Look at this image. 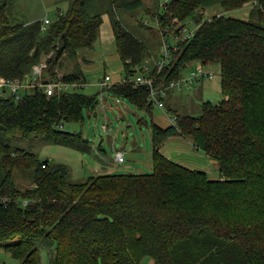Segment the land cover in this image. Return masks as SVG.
Instances as JSON below:
<instances>
[{"label": "trees", "instance_id": "obj_1", "mask_svg": "<svg viewBox=\"0 0 264 264\" xmlns=\"http://www.w3.org/2000/svg\"><path fill=\"white\" fill-rule=\"evenodd\" d=\"M89 3L75 0L45 26L44 19L12 20L11 1L0 0V77L24 81L45 61V81L85 82L79 51L93 48L103 24ZM249 3L248 20L224 14L205 19L206 8L233 11ZM159 9L153 14L159 27L139 24L170 48L177 46L160 72L155 64L144 71L148 46L117 16L111 18L123 78L150 77L159 89L188 68L220 65L225 99L205 102L199 116H190L169 107L168 95L164 104L175 124L152 123V173L70 183L64 165L42 162L11 141L17 134L35 135L91 152L90 140L65 126L84 125L98 95L67 90L48 96L36 87L20 91L17 99L0 90V248L20 264H264V0H168ZM190 21L198 29L179 42ZM65 56L76 62L71 73L62 72ZM106 94L149 115L156 106L144 85L119 82ZM172 137L189 138L195 151L218 164L220 178L164 156L161 148ZM16 170L33 171L32 187L18 186Z\"/></svg>", "mask_w": 264, "mask_h": 264}, {"label": "rangeland", "instance_id": "obj_2", "mask_svg": "<svg viewBox=\"0 0 264 264\" xmlns=\"http://www.w3.org/2000/svg\"><path fill=\"white\" fill-rule=\"evenodd\" d=\"M9 1H11V5L8 7L7 12L10 18L21 24H32L43 20L46 16L52 21L55 20L58 12L68 11L75 0ZM164 1L166 0H118L116 2L114 0H90L89 10L92 14L99 13L110 18L117 16L134 36L148 46L149 54L145 62L152 66L155 64L154 61L162 56L164 41L160 35L141 28L139 23L143 22L151 28H157L158 18L153 14L158 12L159 6ZM139 2H141V5L134 8L133 5ZM115 4L118 7L115 8ZM128 4H132V6H128ZM251 9L252 4L250 3L242 9L233 11H225L218 6H214L206 8L204 14L206 20L222 14L248 20ZM159 10L161 12V9ZM187 28L193 31L196 25L188 22ZM169 42L171 44L175 43L173 39H169ZM93 48L94 52L99 53H93L94 58L91 59L93 61L91 65L87 67L80 65L81 68L83 67L86 78V81H82V83H86V87L78 91L87 96L98 95L100 102L95 111L85 113L84 125L67 124L65 126L66 131L82 133L84 138L89 139L91 152L81 153L69 147L50 143L35 135H32L29 139H23L21 134H17L15 139L11 141V145L14 148L35 154L42 162L49 161L51 165H64L67 172L66 179L70 183L85 182L91 176L99 175L150 174L154 169L152 123L154 122L162 128H168L175 124L173 116L168 107L161 109L156 105L152 115H149L130 104L127 100L117 103L116 98H110L106 93L107 100L101 99L102 90L98 83L105 76V73H112L114 70L110 64H107V57L109 54L118 55V52L113 47L106 53L101 49L100 41H97ZM62 62L66 65V68L62 71L64 74L71 73L76 67L75 60L71 61L67 56L62 59ZM189 70L188 68L184 72V76L189 75ZM205 70L213 74L211 80L194 86L189 92L171 91L168 97V106L183 115L199 116L205 102L219 104L223 101L225 97L221 93L220 65H209L205 67ZM68 92H73V90L69 89ZM94 113L95 115H93ZM186 139L191 141L189 138ZM118 152L125 155L123 164L116 162ZM201 155L212 162L208 163L206 170L199 167L192 170L207 171L206 173L210 179L218 180L220 178L218 164L207 158L203 153ZM33 175V171L16 170L15 179L18 186L22 190L32 187ZM0 264H20V262L12 258L9 253L0 250ZM148 264H154V262L150 260Z\"/></svg>", "mask_w": 264, "mask_h": 264}, {"label": "built area", "instance_id": "obj_3", "mask_svg": "<svg viewBox=\"0 0 264 264\" xmlns=\"http://www.w3.org/2000/svg\"><path fill=\"white\" fill-rule=\"evenodd\" d=\"M168 0L164 1L162 5H164ZM51 19L46 16L44 18L45 26L50 24ZM191 24L196 25L195 30H184L181 36H178L177 39L179 42H186L190 40L193 35L195 34L196 30L198 29V25L195 24L193 21H190ZM157 27H159V23L157 21ZM176 45L173 48H170L166 43H164L162 49V56L161 60L155 62V66L158 68V71H162L168 62L170 53L172 50H176ZM46 68V63L43 62L42 64L35 66L32 71V75L27 77L24 81L21 80H6L0 77V90L4 93L10 92L14 95L17 99H21L20 91L27 90L29 91L32 88L40 87L44 89L48 96H52L55 93H61L66 90H79L84 89L86 87V83L82 82H75V83H63V82H50L48 80L45 81L44 79V69ZM145 72H150L151 67L149 65H145L144 67ZM31 77H33L31 79ZM213 78V74L203 67H197L196 69L190 71L188 76H183L181 79L177 81H173L169 84V86H161L159 89L153 88V79L143 76L136 77L135 80H127L122 79L119 82L126 83H134L135 85H148L151 88L150 99L152 103L157 105L159 108L164 109V99L168 97L171 91H177L178 93L189 92L194 87L195 84L205 82L207 80H211ZM45 82H48L45 84ZM117 82V83H119ZM115 84L111 75H105L98 83V86L102 90L101 99H105V93L112 88ZM117 103H121L119 99H117ZM104 107V106H103ZM174 120V119H173ZM107 127V126H106ZM108 129V128H107ZM105 130V129H104ZM116 162L118 164H123L125 162V155L122 152H118L116 154Z\"/></svg>", "mask_w": 264, "mask_h": 264}, {"label": "crops", "instance_id": "obj_4", "mask_svg": "<svg viewBox=\"0 0 264 264\" xmlns=\"http://www.w3.org/2000/svg\"><path fill=\"white\" fill-rule=\"evenodd\" d=\"M98 41H100L101 43V47H102L101 49L103 51H106V53L111 48L113 47L116 48L115 36H114L113 28H112L111 18L108 16H103V24L101 27L100 37ZM93 49L94 48L83 49L79 51L78 63L80 65L82 64L83 67H87L88 65H91L93 63V61L91 60L94 58L93 53H99V52H94ZM107 60H108L107 64H110L112 66V69L114 70L112 71V73L111 72L105 73V75H111L114 82L117 83L123 79V76H122L123 75L122 74L123 64L121 62V59L119 55L109 54L107 57ZM201 84H204V83H201ZM108 97L110 96L108 95ZM110 98H113V97H110ZM105 100H107L106 95H105L104 101ZM93 115H95V113ZM161 152L168 159L182 166H185L189 169H194V168L199 167L201 169L206 170L208 163L212 162V161H208L207 159H205L203 155H201L200 152L195 151L192 142L187 140L184 137L169 138L163 144L161 148ZM0 250L4 251V249L2 248H0Z\"/></svg>", "mask_w": 264, "mask_h": 264}, {"label": "water", "instance_id": "obj_5", "mask_svg": "<svg viewBox=\"0 0 264 264\" xmlns=\"http://www.w3.org/2000/svg\"><path fill=\"white\" fill-rule=\"evenodd\" d=\"M58 45H59V48L61 49L62 48V45H63V36L59 39V42H58ZM48 82H45V84H47ZM145 88L148 87V85H144ZM14 97V95H13Z\"/></svg>", "mask_w": 264, "mask_h": 264}]
</instances>
